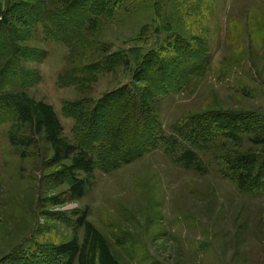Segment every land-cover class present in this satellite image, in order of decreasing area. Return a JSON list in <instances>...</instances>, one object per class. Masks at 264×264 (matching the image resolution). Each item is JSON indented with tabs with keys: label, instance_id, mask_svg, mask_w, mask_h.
<instances>
[{
	"label": "rangeland",
	"instance_id": "374dc122",
	"mask_svg": "<svg viewBox=\"0 0 264 264\" xmlns=\"http://www.w3.org/2000/svg\"><path fill=\"white\" fill-rule=\"evenodd\" d=\"M115 5V15L104 13L83 44L47 39L42 25L33 29L26 55L35 57L15 59L31 74L22 92L44 114L53 111L60 139L71 143L75 122L64 116L65 102L98 100L132 83L150 52L180 57L174 67L164 61L172 78L153 104L164 138L114 171L79 174L88 183L78 198L70 191V162L55 145L0 124V260L18 249L53 248L72 256L71 264H264V189L243 191L227 176L229 157L241 152L264 164V146L252 135L191 131L192 122L213 113L264 117V0ZM176 41L205 59L200 74L179 88L171 81L195 64L186 46L177 55ZM90 64L100 66L92 83L85 77Z\"/></svg>",
	"mask_w": 264,
	"mask_h": 264
},
{
	"label": "trees",
	"instance_id": "16d2710c",
	"mask_svg": "<svg viewBox=\"0 0 264 264\" xmlns=\"http://www.w3.org/2000/svg\"><path fill=\"white\" fill-rule=\"evenodd\" d=\"M117 1L0 0V124H17L24 128L26 134L32 132L34 136L44 135L48 144L55 145L59 150L56 154L70 162V191L78 198L86 193L88 183L79 174L91 175L95 170L114 171L158 148L164 133L153 104L157 96L166 93L165 89L169 87L166 81L172 78V73L166 71L164 61L174 67L182 59L162 58L160 53L150 52L143 61L142 67L145 69L134 76L132 83L98 100L85 97L65 102L63 114L75 122L71 143L60 139L62 126L53 111L49 108L50 113L44 114L45 107L39 108L22 92L31 74L24 73L25 68L15 59L17 54L26 55V51H30L27 44L34 38L32 30L38 25L43 26L47 39L58 38L68 46L85 43V35L95 30V25L100 23L104 13L110 11L115 15ZM186 43L187 46L177 41L170 44L178 49L179 56V51L186 46V59L195 64L179 71L171 81L178 88L189 83V77L200 74L198 70L205 61L201 52L195 57ZM32 57H35V53L26 55L28 59ZM84 66L76 68L74 73L82 74L86 69L89 73L85 76L87 82L92 83L97 79L100 66L90 64L85 69ZM161 78H165V81L161 82ZM206 120L192 122L191 131L196 133L199 130L206 135H221L235 140H239L241 135H252L254 145L264 146V117L226 112L210 114ZM25 137L29 139L31 135ZM230 158L227 176L240 189L249 192L264 189V164L261 157L241 152ZM16 251L0 260V264L72 263V256L61 255L59 249ZM81 264H84L82 260Z\"/></svg>",
	"mask_w": 264,
	"mask_h": 264
}]
</instances>
